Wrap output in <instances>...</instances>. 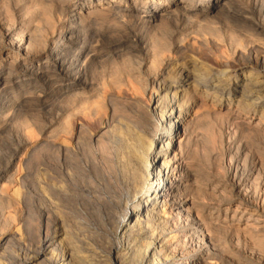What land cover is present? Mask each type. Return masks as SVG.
I'll list each match as a JSON object with an SVG mask.
<instances>
[{
    "label": "bare ground",
    "instance_id": "6f19581e",
    "mask_svg": "<svg viewBox=\"0 0 264 264\" xmlns=\"http://www.w3.org/2000/svg\"><path fill=\"white\" fill-rule=\"evenodd\" d=\"M14 1L42 12L0 57V135L53 94L15 95L26 77L54 82L61 122L26 130L0 173V264H264V0ZM196 97L215 105L193 113ZM218 116L211 175L193 128Z\"/></svg>",
    "mask_w": 264,
    "mask_h": 264
},
{
    "label": "rangeland",
    "instance_id": "374dc122",
    "mask_svg": "<svg viewBox=\"0 0 264 264\" xmlns=\"http://www.w3.org/2000/svg\"><path fill=\"white\" fill-rule=\"evenodd\" d=\"M14 3V4H13ZM16 2L14 0H0V57L1 56H4V58H10L8 60H11L13 58H15L16 56H19V52L12 48L10 46V43L15 40L16 37V34H17V31L22 28L23 26H27L28 25V22L30 20V18L32 19H36L38 17V13L39 12H42V10L40 8H35V6H32L27 3V4H15ZM4 4V5H3ZM7 7H6V5ZM23 5V6H22ZM26 5V7H24ZM4 6H5V10H4ZM14 7V8H13ZM31 7V9H30ZM20 8V9H19ZM24 8V9H23ZM33 8V9H32ZM35 9V10H34ZM7 11V13H6ZM27 11H30V13L28 14ZM3 12V13H2ZM13 12V13H12ZM36 12V14H35ZM38 12V13H37ZM9 13V14H8ZM7 14V15H5ZM23 14V15H22ZM25 14V15H24ZM5 15V16H3ZM33 15V16H32ZM6 16H10L9 18L7 17V19L5 18ZM24 16V17H23ZM30 16V17H29ZM10 19V20H9ZM9 20V21H8ZM54 20V22H56L57 18L53 17L52 18V21ZM7 23V24H6ZM13 24V25H12ZM6 25V27H5ZM31 26V25H29ZM3 27V28H2ZM15 30V31H14ZM5 31V32H4ZM7 31H10L11 32V37H5V33ZM58 32V29H56V33ZM57 38V36H55V34L53 36H50V40H54ZM3 40V41H1ZM16 41V40H15ZM50 51H51V48H50ZM2 54V55H1ZM22 62L21 60V57H19L17 59V64H16V67L13 68L12 72H11V77L12 78H15V77H18V76H21L20 75V70L18 68L19 64ZM98 69V68H97ZM146 69V68H144ZM100 71H96L97 74L93 75L94 77V80L98 81L100 80L101 78V69H98ZM31 78V79H30ZM58 80V79H57ZM56 80V81H57ZM53 82V81H52ZM48 82L47 80L43 79H37L35 77H29V79L27 80V77L23 79V82L20 84V86L18 85H13L12 87V90L13 92H15V95H31L32 97L34 96H38L39 94L40 95H46L47 93H50L51 91L53 92V94H48L47 96H49L47 99H46V107L45 108H41L37 105H35L34 103H32L31 105H24L23 107H21L19 110H17L16 108V113L15 115L13 116V122L12 124L10 125V127L6 128L4 131H2L1 135H0V173H2L6 167V163L8 161V158L11 157V154L13 155L14 151L15 152H19L22 151L19 155V153L17 155H15V158H17L18 156L19 157H22L23 154L25 153V148L24 147H20L21 149H19V151H16L17 150V147L19 145L22 146V143L26 141V137H24L25 135V131L26 130H31L32 129H37L41 127H46V126H52V127H57L60 122H61V118H58L57 117L60 115V107H59V103L57 101V96L56 94L59 93V90L55 89V84L54 82ZM25 83V84H24ZM22 86V87H21ZM29 86V87H28ZM36 87V88H35ZM52 87V88H51ZM20 88V89H19ZM27 88V89H26ZM40 91H39V90ZM20 90V91H19ZM28 90V91H27ZM32 90V91H31ZM36 90V91H35ZM17 92H19V94H16ZM28 93V94H27ZM52 95V96H50ZM55 95V97H54ZM115 95V93H114ZM54 97V98H53ZM123 98H126L128 100V102H133L134 99L130 96V95H123L122 96ZM192 102V108H190V111L193 110L192 112L193 113H197L199 114V112L203 111V112H206V110L210 111L211 110V107L212 105L214 104L215 105V102L213 99L211 98H207V99H204L202 97H196ZM58 104V106H57ZM224 107L227 109V107H229L227 105V102L226 101H221L219 104H216L215 108L214 109H218L219 107ZM28 106V107H27ZM30 106V107H29ZM37 106V107H36ZM53 106V107H52ZM57 107V108H56ZM119 107H121V110H119L115 117L113 118L114 119V122H113V125H117L120 123H122V125H126L128 124V121H127V118L130 119V116H131V110L128 108H123L122 105H119ZM198 107V108H197ZM214 107V106H213ZM34 108V109H33ZM201 108V109H199ZM210 108V109H209ZM220 113V115L223 117L224 116V113L225 112V109ZM26 109V110H25ZM126 109V110H125ZM223 109V108H222ZM198 110V111H197ZM205 110V111H204ZM229 110L233 111L234 110V106L231 105L229 107ZM21 111V112H20ZM25 111V112H24ZM124 111V112H123ZM9 113V111H7L5 114H3V116H6L7 114ZM18 113V114H17ZM23 115H22V114ZM128 115H127V114ZM189 111H187L186 113H183L184 115H188ZM20 114V115H19ZM47 114V115H46ZM59 114V115H58ZM124 114V116H123ZM18 115V116H17ZM25 115V116H24ZM17 116V117H16ZM23 116V117H21ZM127 116V117H126ZM56 117V119H55ZM220 116L218 117H214L213 119L212 118H208L206 119V122L204 121L205 119H201L200 123L203 125L202 128H201V124L199 123V121L194 125V135L196 134L197 139H200V140H197V143L196 145L199 146V150L197 148L194 147V151H196L197 153L193 154V157L195 156V158L193 159L194 160V163L195 165H197V167H199L198 169H203L204 171H207L209 172L211 175H213L214 171H215V164L214 161L212 162L211 160L214 159V154H211V153H207V151L204 153V154H200V147L204 146V148L206 147V143H204L205 141H207V138L209 136V134H207L208 132L206 131L207 128L206 127H209L211 124H212V121L214 122V124H212V126L209 127L208 130H211V127H214L215 128H220L222 127V118L220 119L219 118ZM27 118V119H26ZM52 118H54V120L52 121ZM123 118V120L121 119ZM21 119H24L26 121V125L25 124H21ZM214 119H216L214 121ZM60 120V121H59ZM212 120V121H211ZM221 120V121H220ZM20 121V122H19ZM31 121V122H30ZM124 121H127V122H123ZM204 121V122H203ZM210 121V122H208ZM29 122H30V125H29ZM119 122V123H118ZM221 122V123H220ZM33 123V124H32ZM35 123V124H34ZM44 123V124H43ZM200 124V127L198 126ZM204 123V124H203ZM206 123V124H205ZM37 124V125H36ZM40 124V125H39ZM56 124V126H55ZM197 125V126H196ZM208 125V126H206ZM13 126V127H12ZM118 128H120L118 125H117ZM198 127V128H197ZM205 127V129H204ZM213 127V128H214ZM13 128V129H12ZM27 128V129H26ZM197 130H196V129ZM99 128H95V131L98 130ZM196 130V131H195ZM6 131V132H5ZM205 131H206V134H205ZM5 132V133H4ZM21 133V134H20ZM20 134V135H19ZM24 134V135H22ZM207 135V137L205 136ZM20 136V137H19ZM199 136V137H198ZM205 141H204V140ZM224 139V138H223ZM202 140V141H201ZM200 141V143L198 142ZM225 143L227 141V137H225L224 139ZM201 143L203 145H201ZM18 145V146H17ZM17 146V147H16ZM16 147V148H15ZM15 148V149H14ZM202 152V151H201ZM198 153H199V157L198 156ZM197 154V155H196ZM22 155V156H21ZM203 157L201 158L200 157ZM203 155V156H202ZM8 156V157H7ZM204 156H207L206 158H204ZM212 156V157H211ZM197 158V159H196ZM200 158V159H198ZM204 159V162L203 160ZM220 162H221V166L224 167L227 169V165H228V157L225 156V158H220ZM209 160V161H208ZM208 163V164H207ZM206 169V170H205ZM24 177H27L25 179V182H24V185L22 186V192L25 194V197L28 198L29 197V192L31 191V175L29 174L30 171H21L20 172ZM28 174V175H26ZM3 184V183H2ZM1 184V185H2ZM215 185V184H214ZM8 190H7V195H8V192H9V188L8 187ZM28 204V203H27ZM10 211V209H3L0 211V227H1V224H2V220L4 218V216H6V214ZM173 226V224H172ZM171 226V227H172ZM31 230V231H30ZM30 230L27 229V233L25 234V239L27 241V243L30 241L32 242V239H35L34 235H33V228L30 227ZM123 230V229H122ZM121 230V232H122ZM34 241V240H33ZM217 243V242H216ZM11 249V248H10ZM20 250V247L18 245L16 246H13L12 247V251L15 255H18V254H22V250L21 251H18ZM218 259V257H217ZM213 264H218L216 262H213Z\"/></svg>",
    "mask_w": 264,
    "mask_h": 264
}]
</instances>
